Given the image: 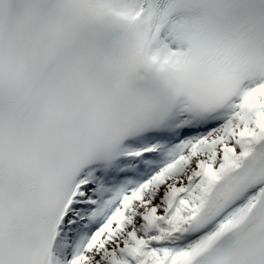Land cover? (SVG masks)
Returning a JSON list of instances; mask_svg holds the SVG:
<instances>
[{"label":"snow or ice","instance_id":"1","mask_svg":"<svg viewBox=\"0 0 264 264\" xmlns=\"http://www.w3.org/2000/svg\"><path fill=\"white\" fill-rule=\"evenodd\" d=\"M0 264H264V0H0Z\"/></svg>","mask_w":264,"mask_h":264}]
</instances>
